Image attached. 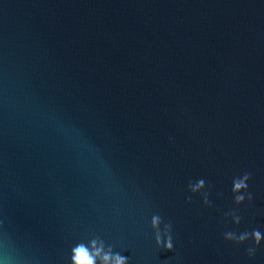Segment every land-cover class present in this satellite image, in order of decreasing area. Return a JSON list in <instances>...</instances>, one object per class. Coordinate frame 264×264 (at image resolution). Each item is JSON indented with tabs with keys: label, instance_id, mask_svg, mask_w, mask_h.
<instances>
[{
	"label": "water",
	"instance_id": "95a60500",
	"mask_svg": "<svg viewBox=\"0 0 264 264\" xmlns=\"http://www.w3.org/2000/svg\"><path fill=\"white\" fill-rule=\"evenodd\" d=\"M255 231L264 0H0V264H264Z\"/></svg>",
	"mask_w": 264,
	"mask_h": 264
},
{
	"label": "clouds",
	"instance_id": "9594fccd",
	"mask_svg": "<svg viewBox=\"0 0 264 264\" xmlns=\"http://www.w3.org/2000/svg\"><path fill=\"white\" fill-rule=\"evenodd\" d=\"M251 179V173L245 172L243 174V177H236L233 179V187H232V191L233 193H239L241 190H247L249 187L248 181ZM205 186V181L203 179H200L197 183V185L195 187H193L191 185V183L189 184V187L192 188V190L195 192L200 188H203ZM251 196H249V200H251ZM244 200L243 196L237 195L236 196V202L240 203ZM188 203H192L191 198H188ZM205 203L208 204L209 201L207 200V198H205ZM237 223H239V217H237ZM153 224L154 226H158L159 224V217H154L153 218ZM253 236L255 238V242L257 244V246H259V244L261 243V240L264 239V237L261 236L259 231H255L253 233ZM227 238L229 240H233L236 239V237L234 236V234L232 233H228L227 234ZM157 243L160 244L161 246L165 247L167 250L169 251H173L174 250V245H173V240H172V236L169 232L167 240L164 241L161 239L159 233L157 234ZM247 239V233H244L242 235H240L239 237V241L243 242ZM93 249H95V251H90L86 246L84 245H78L76 248L73 249V264H97V259L100 258L101 259V264H126V258L120 256L119 254L115 255V258L113 259V256L108 253V254H104L101 257V253L103 251L102 246L97 249L96 248V244L95 242H93L92 245ZM249 255L250 256H254L255 255V250L254 249H250L249 250ZM11 257L6 256L5 257V264H8V262L10 261Z\"/></svg>",
	"mask_w": 264,
	"mask_h": 264
}]
</instances>
